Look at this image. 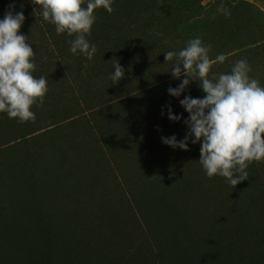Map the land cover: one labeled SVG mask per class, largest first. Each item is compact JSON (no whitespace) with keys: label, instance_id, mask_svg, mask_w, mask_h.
I'll use <instances>...</instances> for the list:
<instances>
[{"label":"rangeland","instance_id":"rangeland-1","mask_svg":"<svg viewBox=\"0 0 264 264\" xmlns=\"http://www.w3.org/2000/svg\"><path fill=\"white\" fill-rule=\"evenodd\" d=\"M9 5L48 91L35 121L0 112V264H264V161L234 188L207 177L202 142H162L189 131L180 100L206 95L197 81L170 95L184 77L164 53L200 38L225 58L210 79L246 60L264 87V0H113L94 11L90 61L32 0H0V20Z\"/></svg>","mask_w":264,"mask_h":264},{"label":"clouds","instance_id":"clouds-1","mask_svg":"<svg viewBox=\"0 0 264 264\" xmlns=\"http://www.w3.org/2000/svg\"><path fill=\"white\" fill-rule=\"evenodd\" d=\"M32 0L41 9L43 19L55 25L57 34L66 33L70 51L92 60L97 49L86 38L95 22L94 11L104 8L109 14L113 0ZM36 9H34L35 12ZM217 11L230 15L221 5ZM14 5L0 20V112L18 122L35 121L30 109L33 105L42 107L48 91L47 79L35 78L33 62L34 50L28 36L21 34L25 21L23 12L13 14ZM209 47L200 38L187 42L179 52L168 51L165 62L173 61L171 75L175 79L184 77L177 88H169L170 95L179 97L192 81L206 95L193 98L190 95L180 100L181 106L189 117L185 120L188 133L177 141L175 136L162 138V142L173 148L189 150L188 141L201 143L200 164L207 177L216 175L226 178L235 188L248 179L246 169L252 162L264 161V87L249 76L251 67L246 60H239L230 73H222L214 79L209 78L210 69L215 62H223L219 55L215 61L209 58ZM87 67V64H85ZM110 79L114 84L124 77V69L118 61L114 64ZM169 119L178 121L180 116L173 115L169 107Z\"/></svg>","mask_w":264,"mask_h":264}]
</instances>
